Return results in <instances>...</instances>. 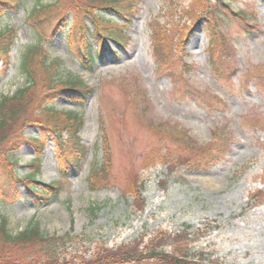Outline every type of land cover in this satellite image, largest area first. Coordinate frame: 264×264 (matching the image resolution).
I'll list each match as a JSON object with an SVG mask.
<instances>
[{"label":"rangeland","instance_id":"1","mask_svg":"<svg viewBox=\"0 0 264 264\" xmlns=\"http://www.w3.org/2000/svg\"><path fill=\"white\" fill-rule=\"evenodd\" d=\"M216 2L122 0L124 13L139 6L131 42L122 54L108 40L120 56L109 53L92 72L83 69L73 46L87 39L83 29L93 22L118 32L122 22L111 20L115 17L105 2L44 0L50 7L32 21L28 15L35 3L23 0L16 14L0 16V34L8 28L17 34L11 65L0 70V101L26 87L19 61L35 45L49 61L61 63L58 79L80 78L96 88L83 106L65 98L53 101L59 111L81 113L79 137L88 150L77 175L63 182L59 169L70 153L53 139L44 141L40 173L31 186L46 190L63 182L48 202L24 188L14 194L22 184L16 175L34 171L30 165L38 150L0 145V223L13 235L36 222L44 235L69 236L60 261L79 263L104 251L180 245L167 239L186 232L193 259L202 264H264V2L224 0L230 8ZM200 13L227 36L216 40L208 54L204 32L197 31L187 48L184 44ZM238 13L256 27L247 28ZM62 22H69L67 34L54 39ZM37 34L46 39L39 41ZM45 85L37 92H50ZM191 93L219 96L223 112L212 114L190 99ZM43 94L34 95L24 116L26 123L18 129L23 137L41 138L33 124L46 122L38 112L48 101ZM60 134L72 142L70 133ZM223 151L229 154L222 166L208 174L196 172ZM95 164L100 168L92 173ZM28 252L0 243V264H45L28 260Z\"/></svg>","mask_w":264,"mask_h":264},{"label":"trees","instance_id":"2","mask_svg":"<svg viewBox=\"0 0 264 264\" xmlns=\"http://www.w3.org/2000/svg\"><path fill=\"white\" fill-rule=\"evenodd\" d=\"M22 1L23 0H0V16L16 13ZM31 1L35 2V6L30 11L28 19L35 21L37 16L50 6H46L44 0ZM97 1L105 2V4H107L105 9H109L117 16L127 18L135 12L133 7L132 10H129L128 14L124 13V9L121 6L122 0H109V2L108 0ZM99 15L106 19V16L102 14ZM207 17L211 20L208 14ZM97 26L98 23L94 26L95 29ZM97 30L100 33V36L107 39L112 38L114 41L123 43L120 38L117 37H121L120 32H116L115 34L107 27L100 29L97 28ZM37 36L39 41L46 39V36L42 37L38 34ZM16 38L17 34L15 33V30L10 28L0 34V57H7L10 49L15 44ZM44 55L45 54H42L36 45L29 47L22 52L20 69L24 74H27L28 86H30H27L28 88L20 89L14 96L6 97L0 101V145L8 144L16 149L23 144H36L35 139H29L25 136L23 137L22 134L20 135L18 129L22 127V123L25 121L24 116L27 115V111L29 110L32 101L35 100L34 95L37 94L41 96L43 93L40 94V91L37 92V90L45 84V86L50 88V92H44L43 99L48 101H46V105L42 106L38 112H40V115L46 122L33 125L42 129L43 132H50L56 135L60 134L62 131H66L75 138L82 128L80 114L77 115L70 112L59 111L54 107L53 101L60 96L72 98L78 95L79 97H86L87 92L85 84L78 79H58V76L56 75L60 69L59 67H61V63H59L58 60L49 61L48 57H46L47 55ZM34 119H36V117ZM34 119H30L31 123H36V120L39 118L36 120ZM76 141L78 140L76 139ZM76 148L79 151H84V147L79 144L76 145ZM36 164L38 165V160L36 161ZM215 166V164H208L205 166V171L214 169ZM44 193L45 192H43V194ZM94 210L95 208L91 209V214ZM182 234V236L176 235L173 239H167L169 242H167L168 244L171 242L173 243L176 240L182 243L180 245L171 244L169 246H155L150 249L144 248L142 250L135 247L118 249L116 251H104L102 254H98L97 258L92 261L81 259L79 263H69L65 262V260L60 261L61 256L66 253V241H68L69 236L56 238L44 235L40 230V226L37 225L36 222L18 234L13 235L4 221L0 223V243L10 245L14 249L24 248L29 251L27 256H25L28 260L31 262L43 261L45 264H202L193 259L190 248L191 241L188 239V235L185 232ZM168 247H171V252L165 250V248Z\"/></svg>","mask_w":264,"mask_h":264}]
</instances>
